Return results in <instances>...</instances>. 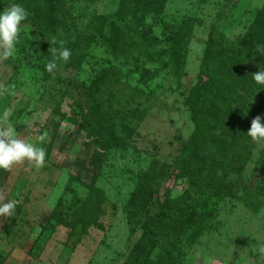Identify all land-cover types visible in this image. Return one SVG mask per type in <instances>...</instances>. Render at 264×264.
<instances>
[{"label":"rangeland","instance_id":"1","mask_svg":"<svg viewBox=\"0 0 264 264\" xmlns=\"http://www.w3.org/2000/svg\"><path fill=\"white\" fill-rule=\"evenodd\" d=\"M121 1L0 0V12L29 13L15 56L0 49V128L46 152L41 169H0V204L16 203L0 216V264H264V142L227 172L241 198L206 193L211 179L177 163L196 130L185 91L216 69L207 43L240 41L264 0H162L159 16L138 13L156 33L196 19L181 73L164 68L149 86L125 49L138 6ZM61 46L70 59L49 73Z\"/></svg>","mask_w":264,"mask_h":264},{"label":"trees","instance_id":"2","mask_svg":"<svg viewBox=\"0 0 264 264\" xmlns=\"http://www.w3.org/2000/svg\"><path fill=\"white\" fill-rule=\"evenodd\" d=\"M128 1L122 0L121 8L126 10L133 5ZM134 2L138 6L136 16L144 13L145 17V13L153 11L159 16L163 7L162 0ZM195 20L183 17L179 23L166 21L163 31L156 33L151 24L144 23L141 17L136 19L139 23L131 28L134 32L135 27H140L139 32L133 33L135 39L129 40L125 49L133 60L134 71H138L140 85L149 86L167 67L181 73L192 46ZM98 21L104 25L101 17ZM91 32L90 29L88 34ZM257 45H264V6L240 41L213 40L207 43V59L213 60L216 69L209 68L205 82L185 91L184 100L196 130L179 151L177 163L186 175H192L190 170L194 169L199 175L211 179L206 185L213 190L208 189L206 193L241 198L233 193L235 185L228 182L227 172L236 166L244 169L257 147L256 141L247 134L253 119L263 117L264 86L256 84L253 79V73L264 70V52L259 51ZM95 159L96 154L91 160L94 167ZM258 164L263 166L264 176V163L259 159ZM143 248L144 245H135V251Z\"/></svg>","mask_w":264,"mask_h":264},{"label":"clouds","instance_id":"3","mask_svg":"<svg viewBox=\"0 0 264 264\" xmlns=\"http://www.w3.org/2000/svg\"><path fill=\"white\" fill-rule=\"evenodd\" d=\"M28 15L27 10L19 3H14L0 12V49H3L5 59L15 56L17 45L20 42L22 24L28 19ZM257 49L264 52V45H257ZM70 56L71 50L66 47L61 46L53 49V58L47 63L46 70L49 73H54V70L59 67L58 61L67 62ZM253 79L256 84L264 86V70L253 73ZM262 120L264 117L261 116L253 119L247 133L253 141L258 143L264 142V123ZM43 141L44 137H40L39 142L42 144ZM25 160L34 165L36 169H41L45 166L46 152L43 147H38L35 142L19 139L14 126L9 125L6 128H0V169L11 170L14 165L23 163ZM15 208L16 203L14 201L0 204V216L11 217ZM258 251L264 255V245H260Z\"/></svg>","mask_w":264,"mask_h":264}]
</instances>
